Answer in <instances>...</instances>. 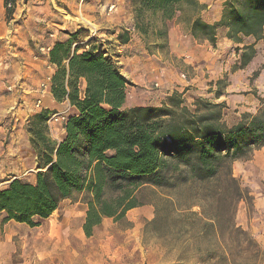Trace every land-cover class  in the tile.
Listing matches in <instances>:
<instances>
[{"label": "trees", "instance_id": "obj_1", "mask_svg": "<svg viewBox=\"0 0 264 264\" xmlns=\"http://www.w3.org/2000/svg\"><path fill=\"white\" fill-rule=\"evenodd\" d=\"M15 2L4 0L8 20ZM130 5L132 28L146 46L167 47L171 21L213 48L218 31L224 30L240 52L239 68H244L256 54L245 39L264 37V0H225L214 23L202 18L207 5L199 0H130ZM88 36L87 30H76L49 50L55 67L52 97L68 102L75 113L66 116L59 140L51 137L47 125L56 112L41 109L30 117L26 131L38 170L32 181L15 178L0 189L1 223L38 226L68 199L85 205L82 231L91 237L104 219L124 221L128 211L146 204L142 195L148 190L155 197L149 202L155 209L152 224L171 211L176 234L211 236L219 244L217 252L196 246L201 258L259 264L263 255L257 242L234 222L236 204L249 197L233 176L232 164L264 147V102L255 114L242 113L232 126L222 120L225 103L198 99L190 110L177 91L161 106L127 107L132 83L118 60ZM117 39L128 44V31ZM214 84L217 99L226 84L221 79ZM225 232L235 238L227 251L219 243Z\"/></svg>", "mask_w": 264, "mask_h": 264}, {"label": "rangeland", "instance_id": "obj_2", "mask_svg": "<svg viewBox=\"0 0 264 264\" xmlns=\"http://www.w3.org/2000/svg\"><path fill=\"white\" fill-rule=\"evenodd\" d=\"M31 1L34 6H42L33 17L39 24L38 32H42L43 40L67 39L70 31L85 29L88 37L95 38L96 45L113 58L120 60L123 56L126 62H122L121 71L132 83L128 88L127 106L142 102L161 106L168 93L177 91L190 110H194L198 99L225 103L222 120L232 126L242 113L255 114L264 102V37L256 42V56L247 66L239 68L237 46H228V42L221 39L223 33L219 32L220 41L213 57L217 58L219 67L213 68L204 61L198 62L200 55L193 64H188L184 57L178 56L179 52L176 55L172 51L169 41L167 47L159 49L152 43L146 46L137 34L132 33L129 34L128 47L120 46L116 35L125 31L129 33L133 26L130 0ZM200 1L207 5L203 18L212 20L222 9L224 0ZM25 2L27 0L22 3ZM24 12H18L17 20L12 23L13 30L23 26ZM171 22L181 25L178 21ZM50 34L56 35L55 38ZM81 40L87 38L83 36ZM253 41L247 39L245 43ZM198 44L202 45L198 48L201 51L206 48L207 54L211 52L208 43L202 41ZM140 61L148 64L146 73L133 72V63ZM145 78L147 82L142 81ZM219 79L226 86L220 88L224 94L216 99L214 94L218 86L214 82ZM54 112L68 115L64 106ZM61 133V124L56 123L52 136L59 140ZM32 174L26 172L23 178L29 179ZM232 174L249 197L236 204L234 222L257 242L263 255L259 264H264V147L255 150L247 160L234 161ZM142 197L146 204L128 211L124 221L104 219L91 237H86L82 231L85 205L68 199L38 226L0 223V264H222L223 261L218 259L207 261L196 252V246L217 252L219 244L215 239L176 234L178 223L171 211L162 213L152 224L155 209L149 202L155 197L148 190L143 191ZM193 210L198 211V208ZM163 226L158 232L157 229ZM231 237L228 232L221 235L219 243L223 251L232 247L235 238Z\"/></svg>", "mask_w": 264, "mask_h": 264}, {"label": "crops", "instance_id": "obj_3", "mask_svg": "<svg viewBox=\"0 0 264 264\" xmlns=\"http://www.w3.org/2000/svg\"><path fill=\"white\" fill-rule=\"evenodd\" d=\"M22 2L23 0H16L12 19L8 20L6 18L4 0H0V189L6 187L7 184L15 178L32 181L35 172L38 170L36 164L37 156L31 147L29 135L26 131L27 122L30 117L41 109L54 111V109L59 106H64L68 115H73L75 113L74 108L70 107L68 102L57 103L54 101L50 90L51 81L48 84V89L42 95L39 91L40 83L48 76L52 77L55 71V67L52 64L51 67L48 65V63H50L48 59L49 52L43 53L39 51V46L46 44L51 48L55 42L64 41L66 39L43 40L42 32H38L40 30L39 24L35 22L36 18L33 17L42 6L32 5L31 0H27L25 4ZM20 3H22V5H20ZM39 3H41V1ZM24 10L25 12L22 20L23 26L13 30L12 23L17 20L18 12ZM221 10L215 14L212 20L210 18H203V13L202 18L208 23L219 21ZM208 12H206V14ZM168 28L170 48H173L172 51H174L175 54L179 52L178 56L184 57V61L188 62V64H193V61L200 55L198 62L204 61L213 68L219 67L216 64L217 58H213L217 52L216 48L220 41L219 32L223 33L221 39H225L228 42V46L233 44L225 37L224 30H220L217 33L216 47L213 48L207 41H204L209 44L207 47H209L208 51L211 52L207 54L206 48H204V53H201L203 51L198 48H202L200 47L202 45H199L198 42L194 40L186 27V29H184L183 25L170 22ZM34 31H37V33ZM74 31L76 30L74 29ZM74 31L70 32L72 33ZM21 32L22 34H18ZM132 33L136 34L133 28L129 30V34L131 35ZM55 36L56 35H54V38ZM247 39L254 40L252 43L248 44H254V49L256 51L257 41L249 37L245 39V42ZM119 45L128 47L127 44L121 45L119 43ZM124 61L126 62L123 56L118 60L121 70L123 69L122 62ZM146 69L148 70V64L146 62H135L132 65V70L136 73H146ZM142 81L147 82V79H142ZM82 87H84V83ZM169 94L170 93L167 95ZM37 99H41L42 101V107L40 109H36L35 107ZM134 106L151 105L142 102ZM61 135L62 138L64 136L63 129ZM51 137L55 139L52 134ZM26 172H33L32 177L24 179L23 175H25ZM149 211L148 209V212ZM149 217H152V215ZM1 219L2 215H0V223ZM10 222L14 221H9L7 223Z\"/></svg>", "mask_w": 264, "mask_h": 264}, {"label": "built area", "instance_id": "obj_4", "mask_svg": "<svg viewBox=\"0 0 264 264\" xmlns=\"http://www.w3.org/2000/svg\"><path fill=\"white\" fill-rule=\"evenodd\" d=\"M7 7L11 8L12 7V4L9 3L7 5ZM50 37H54V34H50ZM40 51L43 52V53H47L49 52L50 50V46L47 45V46H41L39 47ZM49 67H51V64L48 63ZM183 78L184 75H182ZM51 81V76H48L44 81H42L39 85V91H40V94L42 95L47 89H48V84L49 82ZM41 104H42V101L41 99H37L36 100V103H35V107L36 109H40L41 108ZM65 118L66 116L65 115H61L60 113H53L49 119L47 120V125H48V128H49V131H50V134L53 133V130H54V125L56 123H60L61 126L63 125L64 121H65Z\"/></svg>", "mask_w": 264, "mask_h": 264}]
</instances>
